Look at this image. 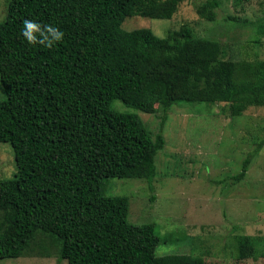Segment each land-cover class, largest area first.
<instances>
[{
  "label": "trees",
  "instance_id": "16d2710c",
  "mask_svg": "<svg viewBox=\"0 0 264 264\" xmlns=\"http://www.w3.org/2000/svg\"><path fill=\"white\" fill-rule=\"evenodd\" d=\"M182 1L151 0L139 13L164 19ZM199 2L197 12L215 21L220 0ZM135 5L9 0L0 23L6 95L0 143L12 147L17 171L0 178V259H18L37 246L54 247L59 261L69 264H206L199 256L158 255L169 241L157 224L130 223L129 198L106 196L102 187L109 179H141L155 191L164 130L178 103H225L234 117L264 107V61L235 63L216 46L215 61L207 60L186 26L164 38L150 29L127 31L123 24ZM25 19L60 28L63 42L51 49L30 45L21 34ZM258 28L264 29V19ZM115 101L121 104L116 109ZM160 111L154 133L138 112ZM262 146L248 154L232 181L246 178ZM238 240L240 259L258 258L253 238Z\"/></svg>",
  "mask_w": 264,
  "mask_h": 264
},
{
  "label": "rangeland",
  "instance_id": "374dc122",
  "mask_svg": "<svg viewBox=\"0 0 264 264\" xmlns=\"http://www.w3.org/2000/svg\"><path fill=\"white\" fill-rule=\"evenodd\" d=\"M150 1L136 0L123 24L125 30L150 29L164 38L186 26L201 41L207 60L215 61L216 46L235 63L264 61V29L259 32L258 28L264 19V0H220L215 21L197 12L199 0L178 3L164 19L144 18L139 12L147 11ZM8 2L0 0V23L6 18ZM227 18L238 24L232 25ZM5 98L0 82V101ZM115 102L116 109L121 104ZM162 112L138 113L157 133ZM164 136L166 147L157 157L155 191L146 180L109 179L104 181L103 193L129 198L130 223L157 224L160 235L169 241L158 247V255L199 256L206 264H264V107H250L234 117L225 103L181 102L169 112ZM260 144L246 178L232 181ZM16 171L12 147L0 143V178L13 177ZM239 237L254 239L257 259H240ZM56 252L54 247L33 246L23 257L0 259V264H69L59 261Z\"/></svg>",
  "mask_w": 264,
  "mask_h": 264
},
{
  "label": "clouds",
  "instance_id": "9594fccd",
  "mask_svg": "<svg viewBox=\"0 0 264 264\" xmlns=\"http://www.w3.org/2000/svg\"><path fill=\"white\" fill-rule=\"evenodd\" d=\"M21 34L30 45H40L49 49L63 42L65 38V32L60 28L51 24H41L30 19L23 21Z\"/></svg>",
  "mask_w": 264,
  "mask_h": 264
}]
</instances>
